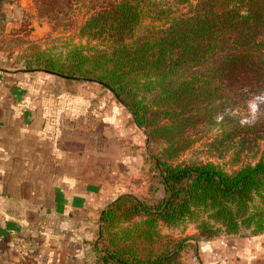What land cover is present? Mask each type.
Returning <instances> with one entry per match:
<instances>
[{
  "label": "trees",
  "instance_id": "trees-1",
  "mask_svg": "<svg viewBox=\"0 0 264 264\" xmlns=\"http://www.w3.org/2000/svg\"><path fill=\"white\" fill-rule=\"evenodd\" d=\"M89 1L79 31L87 43L64 58L39 53L38 65L24 69L109 90L147 143L159 145L152 162L163 189L154 204L124 192L99 212L93 264H185L191 240L263 232L264 155L247 161L242 153L263 138L264 113L240 123L230 112L264 94V0ZM213 125L219 134L207 146L231 147V168L177 162ZM188 223L197 234L161 230Z\"/></svg>",
  "mask_w": 264,
  "mask_h": 264
},
{
  "label": "crops",
  "instance_id": "crops-1",
  "mask_svg": "<svg viewBox=\"0 0 264 264\" xmlns=\"http://www.w3.org/2000/svg\"><path fill=\"white\" fill-rule=\"evenodd\" d=\"M55 79L0 65V264H85L93 232L77 228L93 211L97 226L140 170L145 136L131 113L100 85L94 103L92 90L61 92ZM191 243L185 264L193 253L196 264H264V231Z\"/></svg>",
  "mask_w": 264,
  "mask_h": 264
},
{
  "label": "rangeland",
  "instance_id": "rangeland-1",
  "mask_svg": "<svg viewBox=\"0 0 264 264\" xmlns=\"http://www.w3.org/2000/svg\"><path fill=\"white\" fill-rule=\"evenodd\" d=\"M88 6H90L89 0H0V55L7 58L0 65L9 68L34 67L38 64L33 58L39 53L43 58L47 56L64 58L73 46L86 44L87 39L82 37L79 31L88 16ZM150 22L151 20L146 18L142 21L141 26ZM54 76L56 78V81L53 82L54 86L59 87L61 92L71 90V93H80L84 89L92 90L94 103L102 95H97L95 89H92L99 86L95 82L67 79L56 74ZM107 92L110 93V95L108 93L109 97L112 96L111 99L115 100L112 93L109 90ZM108 95L103 91L102 97ZM260 112L264 113V94L251 97L246 106L231 111L230 116L238 119L240 123H248L253 121ZM141 130L145 136V153L142 154L141 164L139 163L140 168L138 169L140 170H137L136 174L126 181L123 191L132 192L136 196L144 198L148 203L154 204L163 196L159 175L152 162V156L160 150V147L155 142L148 144L144 128L141 127ZM218 134L219 129L216 125L199 131L195 135L198 140L178 157L177 162L212 161L230 169L232 164L230 160L231 147H227L225 144L220 145L217 149L207 146ZM237 139L238 137H232V140L227 143H233ZM249 149L250 153H242L243 159L247 161L256 160L259 156L264 155V135L259 140L258 146L251 143ZM129 177H126V180ZM88 218L89 220L81 223L77 229L81 232V236H88L90 232H93V239L96 228L94 222L96 212H91ZM161 230L164 234L175 238L194 235L198 232L192 223L172 228L162 227ZM190 244L192 246L185 249L182 255L185 262H189L190 250L194 247L193 243ZM87 250L85 264H93V257L89 253V249ZM192 262L196 264L194 253Z\"/></svg>",
  "mask_w": 264,
  "mask_h": 264
}]
</instances>
